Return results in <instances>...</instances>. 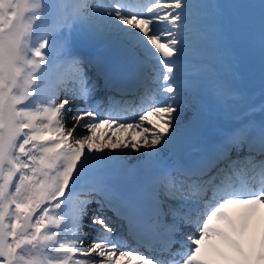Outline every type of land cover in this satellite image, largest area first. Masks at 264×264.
Listing matches in <instances>:
<instances>
[{"label":"snow or ice","instance_id":"obj_1","mask_svg":"<svg viewBox=\"0 0 264 264\" xmlns=\"http://www.w3.org/2000/svg\"><path fill=\"white\" fill-rule=\"evenodd\" d=\"M224 7L0 0V264H264V0L230 6L259 10V105L217 63ZM210 111L231 119L183 156ZM120 172L137 193L116 195Z\"/></svg>","mask_w":264,"mask_h":264},{"label":"bare ground","instance_id":"obj_2","mask_svg":"<svg viewBox=\"0 0 264 264\" xmlns=\"http://www.w3.org/2000/svg\"><path fill=\"white\" fill-rule=\"evenodd\" d=\"M202 2L207 3V4H212V5H224L225 7L222 9H214L212 13H210V19L212 20L215 30L217 32V39L215 41V48H216V53L218 51V49H220V51L217 53V56L220 57L219 58V66L221 68V70L226 74V75H230V73L232 72V67H230L229 65H227V63H224V60L226 61H230L229 58L225 55L224 50L227 49V45L224 43L229 36L224 40L223 38L225 36H227L228 34H230L232 32V28L234 26V18L236 16V12L234 13V10L236 11V9L230 7L231 5L234 4H240L239 0H202ZM55 22L54 19H50L49 20V24H53ZM242 34H244L245 37L250 38L252 44H254V47L258 49L259 54L261 55V50H260V45H259V27L256 28L254 27L252 30L250 31H245L243 30ZM222 44V45H221ZM215 53V54H216ZM107 55H112L111 53H107ZM232 60H234L232 58ZM231 62V61H230ZM66 69L63 67H57V66H52L49 70V79L51 82H55L58 75L65 72ZM236 73H237V69H236ZM237 78L235 79L234 83L236 84ZM240 84L243 83V81H239ZM61 94H64L63 91H61ZM60 94V96H61ZM107 94H105V92H100L97 94V97H104ZM129 99H131L132 97L129 96ZM259 114V112L257 111L255 114ZM225 114L222 112V114L220 115V119L224 118ZM215 119V118H214ZM206 119H203L202 125L203 123H207ZM214 123H216V121L212 122V125H214ZM104 126H101L100 131H103ZM205 127H201L200 128V132L198 135L195 136L193 143L194 145H196L195 150L197 149V152L199 149L202 148L204 142H207L208 140H211L213 137H215L216 135L218 136L219 133L217 131H214L212 129V127L210 126V128H208L205 132V134H203V130ZM218 128V127H216ZM219 129V128H218ZM80 128L78 127L76 132L74 133V135L79 138L80 135L79 134ZM193 138V137H192ZM192 141V140H191ZM191 142L186 143L184 147L193 144ZM200 145V146H199ZM204 147V146H203ZM182 148V150H183ZM194 150V151H195ZM191 154V153H189ZM188 155V154H186ZM135 158L134 156L129 158L132 159ZM133 175V177H129L125 176L123 174H119V175H115L114 178L111 181V186L114 188L116 195L121 196V197H126L131 191L134 186H139L141 185V180L138 179V175ZM110 198H111V194H110ZM96 208V205H90L89 206V212L91 214L92 211H94ZM107 211V209H106ZM108 215H112L111 212H108ZM113 221L116 223H119L118 221H116V218L113 216ZM119 233V232H117ZM120 234V233H119ZM95 233L93 232V234H91V236H94ZM90 236V238H91ZM90 238H89V242H86L85 246H89L90 243ZM143 250V249H142Z\"/></svg>","mask_w":264,"mask_h":264},{"label":"rangeland","instance_id":"obj_3","mask_svg":"<svg viewBox=\"0 0 264 264\" xmlns=\"http://www.w3.org/2000/svg\"><path fill=\"white\" fill-rule=\"evenodd\" d=\"M239 2L240 3H251V4H255V5L259 4V0H239ZM235 12L237 14L234 18V23H233L234 26L232 28V32L223 38L225 40L229 36V38L224 42L228 46L227 49L224 50V53L229 58V60L231 62L224 60V63H227V65L232 67V70L234 68L235 73H236L238 63L235 62L234 60H232V56H231V52H230L231 44H232V42L237 41V40H241V41L245 42L246 48L244 49V51H246L251 56V58L253 60L252 61L253 66H255V68L256 67L257 68L253 69V73H251L250 75H246L245 77L239 76L236 73V78L238 81L236 83V86L239 87L243 93H245L248 103L259 105V103L261 102L262 58H261V55L259 54L258 49L254 47V44H252L251 39L245 37L244 34H242L243 30L250 31L254 27L258 28L259 22H255V24H253V25H248L247 23L244 22L242 14L239 13L237 10L236 11L234 10V13ZM219 51H220V49H218L217 53ZM217 53L215 55L217 57V63H219L220 57L217 56ZM104 54H107V53H104ZM85 56H87V55H85ZM195 59H197V54L195 52H193L190 56V61H193ZM239 81H243V83L240 84ZM63 96H64V94H61L60 98L62 99ZM190 114L191 113H189V115ZM221 114H222V112H220V111H210L209 113H207L203 117V119L207 120L206 121L207 123H203V125H201V127L210 128V126H211L214 131H217L218 133H220V131L227 126V124L229 123V121L231 119V117H229L227 115H225L224 118L220 119ZM256 116L257 115H255V117ZM214 121H216V123H214V125H212V122H214ZM67 124L70 127L72 122L68 121ZM216 127H218L219 129ZM85 132H86V130H84L83 128H80V131H79L80 135H84ZM204 134H205V131H204ZM194 138H195V136H193V138L191 139L192 141L190 140L189 142L193 143ZM188 146H192V144L188 145ZM129 163H135V158L130 159ZM124 175L125 176L129 175V177H131V176L133 177V175L128 174V173H126ZM186 231H187V229H186ZM91 234H93V233H91ZM117 235H119V233H117ZM90 240H91V238H90ZM85 247H87V246H85ZM177 247H178V245H177ZM121 250H125V249H121Z\"/></svg>","mask_w":264,"mask_h":264},{"label":"water","instance_id":"obj_4","mask_svg":"<svg viewBox=\"0 0 264 264\" xmlns=\"http://www.w3.org/2000/svg\"><path fill=\"white\" fill-rule=\"evenodd\" d=\"M243 18L248 24H253V22L259 21L258 7L253 12L243 14ZM245 47H246L245 43L244 42L242 43L241 41L232 43V47H231V53L232 56H234V60L239 62L240 64V68L238 69L239 74H248L251 71H253V69H255V66H253L250 56L246 52H244L243 54L241 53V50ZM81 49H85V50L87 49L86 51H88L89 53L95 51V49L88 44L83 45ZM244 68H246V70L243 71Z\"/></svg>","mask_w":264,"mask_h":264}]
</instances>
